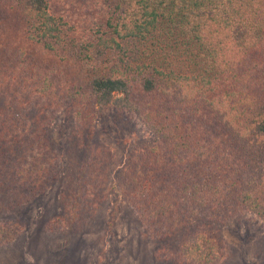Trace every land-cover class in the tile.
Instances as JSON below:
<instances>
[{"label":"trees","instance_id":"obj_1","mask_svg":"<svg viewBox=\"0 0 264 264\" xmlns=\"http://www.w3.org/2000/svg\"><path fill=\"white\" fill-rule=\"evenodd\" d=\"M109 109L152 133L109 188L168 260L221 264L219 220L264 218V0H0V213L62 180L52 231L81 232L111 196L96 126ZM60 115L89 153L76 169L51 135ZM13 218L0 244L23 231Z\"/></svg>","mask_w":264,"mask_h":264},{"label":"rangeland","instance_id":"obj_2","mask_svg":"<svg viewBox=\"0 0 264 264\" xmlns=\"http://www.w3.org/2000/svg\"><path fill=\"white\" fill-rule=\"evenodd\" d=\"M137 50L139 43L129 42ZM64 115L56 119L51 135L58 152L65 160L70 155L71 167H81L89 153L80 148L81 140L69 138L71 124ZM100 148L104 150L109 167L108 192L111 193L105 208L78 231L58 226L57 217L62 213V180L38 195L16 217L0 213V220L14 217L23 223L19 238L0 244V264H174L168 260L169 251L159 253L161 242L150 235L137 212L118 199L110 189L118 183L115 173L129 154L149 144L152 133L133 115H119L114 109L102 112L96 119ZM82 139V138H81ZM122 161V163H123ZM111 185V186H110ZM121 210L110 225V213L114 203ZM217 228L226 242V258L221 264H264V218L254 211L234 216L229 221L219 220ZM173 251V250H172ZM172 253V252H171Z\"/></svg>","mask_w":264,"mask_h":264}]
</instances>
